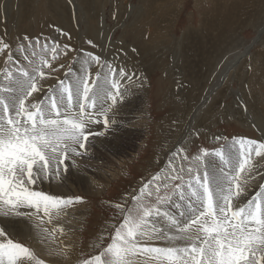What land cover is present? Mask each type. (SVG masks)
<instances>
[{"label":"rangeland","instance_id":"1","mask_svg":"<svg viewBox=\"0 0 264 264\" xmlns=\"http://www.w3.org/2000/svg\"><path fill=\"white\" fill-rule=\"evenodd\" d=\"M0 13V39L9 45L0 54V73L14 70L15 61L26 63L18 48H27L24 36L41 45L55 41L61 50L64 45L71 49L53 62L58 70L41 82L45 90L64 79L69 66L79 73V61L89 53L117 70L134 73L131 81H121L123 100L118 98L109 120L117 122L118 131L126 124L139 125V132L121 134L117 140L118 131L90 137L87 156L74 157L75 167L66 160L67 174L39 185L49 194L80 196L84 202L50 223L46 217L43 224L36 217H18L30 222L25 233L8 231L0 219L7 237L29 247L44 264H78L99 254L98 235L106 225L119 222L114 205L130 202L144 183L167 167L177 148H186L191 157L201 149H221L233 138L264 143V32L258 37L264 27V0H0ZM9 50L13 63L6 65ZM89 70L95 76L99 68L93 64ZM92 128L102 130L103 124ZM218 136L227 140H216ZM252 165V172L242 174L245 194L234 204L247 203L264 185V155L253 154ZM73 171L87 178L86 185L73 179ZM166 207L172 215L185 210L183 202L179 209ZM75 213L84 221L75 237L67 230L48 238ZM164 242L148 241L147 246H186L182 241ZM145 259L138 255L133 264ZM149 264L160 262L150 259Z\"/></svg>","mask_w":264,"mask_h":264},{"label":"snow or ice","instance_id":"2","mask_svg":"<svg viewBox=\"0 0 264 264\" xmlns=\"http://www.w3.org/2000/svg\"><path fill=\"white\" fill-rule=\"evenodd\" d=\"M23 39L27 48H18L26 63L15 61L14 70L0 73V216L36 217L43 224L44 217L50 223L84 202L80 196L49 194L39 185L67 174L66 160L75 167L74 157L87 156L90 137L118 131L109 113L118 98L123 100L121 81H131L134 73L117 70L89 53L79 61V73L69 66L64 79L45 90L41 82L58 70L53 62L71 49L64 45L61 50L55 41L41 45ZM6 49L9 45L0 39V54ZM5 63H13L11 50ZM93 64L99 68L95 76L89 70ZM101 123L102 130L92 128ZM186 152L177 148L167 167L144 183L130 202L114 205L119 222L106 225L98 235L99 254L78 264H133L138 255L146 258L143 264L150 259L160 264H264V185L247 203L234 204L245 194L242 174L253 171L252 156L264 155V143L233 138L212 152L201 149L191 157ZM181 202L185 210L170 214L166 206L179 209ZM56 231L63 234V229H53L48 238ZM0 238V264H44L29 247L8 238L3 227ZM106 239L110 242L105 244ZM153 240L182 241L186 246H147Z\"/></svg>","mask_w":264,"mask_h":264},{"label":"bare ground","instance_id":"3","mask_svg":"<svg viewBox=\"0 0 264 264\" xmlns=\"http://www.w3.org/2000/svg\"><path fill=\"white\" fill-rule=\"evenodd\" d=\"M49 4V3H48ZM59 4V3H58ZM57 4V5H58ZM83 4V3H82ZM89 4V3H88ZM60 8V7H59ZM0 15H1V13H0ZM7 23V22H6ZM61 27V26H60ZM38 31V30H37ZM264 32V27L258 32V37L262 34ZM116 46V45H115ZM133 52V51H132ZM248 54V52H246L245 51V53H244V55H242V56H245V55H247ZM185 57V56H184ZM186 59V58H185ZM240 58H237V60H236V62L239 60ZM183 60H184V58H183ZM186 61H184L183 63H185ZM236 62L234 63V64H236ZM189 65V64H188ZM187 65V66H188ZM125 66V65H124ZM190 66V65H189ZM188 66V68H190ZM181 72H183V71H181ZM226 74V73H225ZM184 76V75H183ZM226 76L227 75H225L224 77H223V79H222V82H224V80H225V78H226ZM186 78V77H185ZM184 79V78H183ZM262 81V80H261ZM260 84H261V82H260ZM134 92V91H133ZM139 92V91H138ZM134 96V95H133ZM126 101V100H125ZM213 101V100H212ZM120 103V102H119ZM260 105V104H259ZM262 106V105H261ZM262 108V107H261ZM231 109V108H230ZM113 111V110H112ZM137 111V110H136ZM117 114V113H116ZM128 115V114H127ZM134 115V114H133ZM129 116V115H128ZM116 117V116H115ZM134 117H137V116H135L134 115ZM138 118V117H137ZM119 119V118H118ZM120 121V120H119ZM125 122V121H124ZM122 124V123H121ZM132 124V123H131ZM142 124V123H141ZM255 124V123H254ZM129 125V124H128ZM139 126V125H138ZM138 126H126V124H124V125H122L121 126V128L120 129H122V130H119L118 131V134H120V135H118V136H116V137H114V140H117V138L119 137V136H121V134H131V135H136L138 132H139V127ZM118 127V126H117ZM142 128V127H141ZM115 133V132H114ZM140 134V133H139ZM125 137V136H124ZM127 137H129V136H127ZM132 137V136H131ZM130 137V138H131ZM134 137V136H133ZM122 139V138H121ZM124 141V140H123ZM127 141V140H126ZM129 141V140H128ZM120 142V141H119ZM115 144H117L116 142H115ZM121 144H123V142L121 143ZM126 144V143H125ZM114 145V144H113ZM118 145V144H117ZM121 146V145H120ZM116 147V146H115ZM127 152V151H126ZM126 155V154H125ZM95 164V163H94ZM113 169V168H112ZM74 170V169H73ZM102 170V169H101ZM73 172H75V171H73ZM78 172V171H77ZM102 172H104V171H102ZM101 173V172H100ZM109 174V173H108ZM85 175V174H84ZM256 176V175H255ZM84 176L83 175H81L79 172L78 173H76L75 172V174H74V176H73V179H75V180H77V182L79 183V184H85L86 185V180H87V178H86V180L84 181L83 179L85 178H83ZM69 185V184H68ZM90 186V185H89ZM92 186V185H91ZM62 188V187H61ZM62 190V189H61ZM55 191H58V190H55ZM97 192V191H96ZM92 196V195H91ZM78 212V211H77ZM81 212V211H80ZM73 214V213H72ZM69 216V215H68ZM69 218L71 219V220H69L68 222H63L62 223V225L60 226V229H63V231H69V232H74V231H77V230H79L80 228H81V222L83 221L82 220V218H83V216L81 217L80 215H79V213H75L73 216H69ZM0 219H1V224H2V226L4 227V228H6L8 231H10V232H12V231H14V232H20V233H25L26 231H27V229L29 228V225L28 224H30V222L28 221V220H26V219H22V218H5V217H3V216H1L0 217ZM60 219V218H59ZM62 219H64V218H62ZM66 221V220H65ZM84 222V221H83ZM59 223V222H58ZM32 227V226H31ZM72 232V233H73ZM65 233V232H64ZM77 232H74V237H75V235H77L76 234ZM70 235V234H69ZM21 236H22V234H21ZM20 236V237H21ZM62 236V235H61ZM163 241V240H162ZM158 242V241H157ZM159 242L161 243V241L159 240ZM164 242V241H163ZM162 242V243H163ZM166 242V241H165ZM164 242V243H165ZM161 243V244H162ZM176 243V242H175ZM71 244V243H70ZM158 244V243H157ZM167 244H169V243H167ZM179 244V243H178ZM182 244V243H181ZM184 244V243H183ZM37 245V244H36ZM165 245V244H164ZM184 245H186V244H184ZM163 246V245H162ZM167 246V245H166ZM161 247V246H160ZM176 247V246H175ZM178 247V246H177ZM49 258V257H48ZM51 260V259H50ZM49 260V261H50ZM137 260V259H136ZM52 262V261H51Z\"/></svg>","mask_w":264,"mask_h":264}]
</instances>
